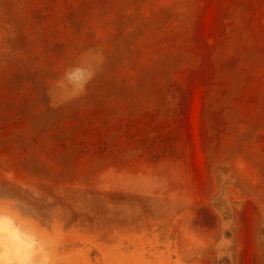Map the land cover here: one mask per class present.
<instances>
[{
	"label": "rangeland",
	"instance_id": "rangeland-1",
	"mask_svg": "<svg viewBox=\"0 0 264 264\" xmlns=\"http://www.w3.org/2000/svg\"><path fill=\"white\" fill-rule=\"evenodd\" d=\"M2 223L0 264H264V0H0Z\"/></svg>",
	"mask_w": 264,
	"mask_h": 264
},
{
	"label": "bare ground",
	"instance_id": "bare-ground-1",
	"mask_svg": "<svg viewBox=\"0 0 264 264\" xmlns=\"http://www.w3.org/2000/svg\"><path fill=\"white\" fill-rule=\"evenodd\" d=\"M4 224H5V223H4ZM4 224L2 223V224L0 225V237H2V238H6V237H3L4 232H7V234L10 235V237H11V236L13 235V232H12L13 230L11 229V230H12V231H11V230H10V227H6ZM14 233H15V232H14ZM10 237H9V238H10ZM6 239H7V238H6ZM6 239H5V241H7ZM3 243H4V242H3ZM1 244H2V243H1ZM5 244H7V243H5ZM2 245H3V244H2ZM3 247H4V246H3ZM5 247H6V246H5ZM5 247H4V249H5ZM0 249H1V248H0ZM2 249H3V248H2ZM13 249H14V248H13ZM2 252L4 253V251H2ZM22 253H23V252H22ZM2 256H3V254H2Z\"/></svg>",
	"mask_w": 264,
	"mask_h": 264
}]
</instances>
